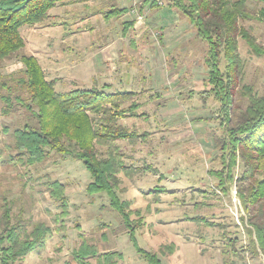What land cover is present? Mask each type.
Masks as SVG:
<instances>
[{
  "label": "rangeland",
  "instance_id": "1",
  "mask_svg": "<svg viewBox=\"0 0 264 264\" xmlns=\"http://www.w3.org/2000/svg\"><path fill=\"white\" fill-rule=\"evenodd\" d=\"M178 1L185 2L64 0L19 30L23 47L0 62V97L8 98L0 99V237L23 242L36 227L45 231L13 259L3 241L0 264H148L147 254L159 264H264L239 249L246 244L237 194L242 163L236 156L234 168L224 166L233 118L264 95V0L244 2L226 117L209 82L210 46ZM22 56L35 59L57 94L130 93L111 122L128 138L92 146L96 159L112 163L120 209L106 192L88 191L91 175L73 156L51 151L34 165L18 160L14 131L36 125L22 106L30 104L19 87ZM88 115L102 126L100 112ZM53 184L63 191L57 197Z\"/></svg>",
  "mask_w": 264,
  "mask_h": 264
},
{
  "label": "trees",
  "instance_id": "2",
  "mask_svg": "<svg viewBox=\"0 0 264 264\" xmlns=\"http://www.w3.org/2000/svg\"><path fill=\"white\" fill-rule=\"evenodd\" d=\"M61 1L64 0H0V62L23 47L19 30L45 20L49 10ZM246 1L185 0L175 5L195 26L198 37L205 39L210 46L206 55L209 82L213 84L212 90L220 94L221 110L225 117L232 97L231 91L236 83L232 76L238 63L235 36L239 20L246 18ZM243 36L245 34L242 32ZM220 55L225 60L224 71L219 67ZM20 62L24 68V78L19 87L30 102L22 106L31 113L36 125L14 131V151L19 156L17 159H24L27 165H34L42 162L51 151L73 156L83 163L91 175L92 182L88 185V191L106 192L112 207L120 209L113 189L117 181L112 163L96 159L92 146L96 140L128 138L123 129L114 128L111 122L114 123L122 115L118 101L127 99L130 93L103 95L96 90H85L57 94L52 82L45 79L33 57L22 56ZM0 99L5 103L8 101V98ZM90 112L103 115L99 119L101 127L92 126L88 115ZM231 121L229 119V123ZM228 131L231 151L230 163L224 162L225 171L235 167L236 156L243 168L237 178V182L243 186L237 187V194L243 210L239 220L245 230L246 244L239 249L250 258H264V95L260 98L252 97L246 109L233 118L232 128ZM50 192L57 197L63 191L59 184H53ZM44 231L36 227L32 240L29 237L23 242L8 233L6 237H0V244L9 241V249L5 253L13 259L26 250H32L40 242ZM230 240L229 248L232 252H238L235 249L237 239ZM142 256L148 264H159L158 259L151 254Z\"/></svg>",
  "mask_w": 264,
  "mask_h": 264
},
{
  "label": "built area",
  "instance_id": "3",
  "mask_svg": "<svg viewBox=\"0 0 264 264\" xmlns=\"http://www.w3.org/2000/svg\"><path fill=\"white\" fill-rule=\"evenodd\" d=\"M235 194V193H234Z\"/></svg>",
  "mask_w": 264,
  "mask_h": 264
}]
</instances>
